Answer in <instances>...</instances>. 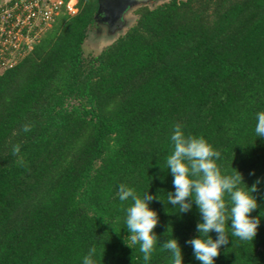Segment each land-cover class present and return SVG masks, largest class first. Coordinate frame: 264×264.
Segmentation results:
<instances>
[{
    "label": "trees",
    "instance_id": "1",
    "mask_svg": "<svg viewBox=\"0 0 264 264\" xmlns=\"http://www.w3.org/2000/svg\"><path fill=\"white\" fill-rule=\"evenodd\" d=\"M77 8L16 64L0 65V264H82L90 249L96 264H145L128 237L132 201L119 200L121 184L165 200L149 204L158 242L147 264H172L161 247L171 237L183 264H200L185 243L198 235L197 207L179 213L166 200L170 137L176 125L202 136L221 153L222 173L238 170L248 187L264 178V137L254 131L264 111V0L142 5L88 56L99 2ZM254 195L256 237H229L215 264H264V179Z\"/></svg>",
    "mask_w": 264,
    "mask_h": 264
},
{
    "label": "clouds",
    "instance_id": "2",
    "mask_svg": "<svg viewBox=\"0 0 264 264\" xmlns=\"http://www.w3.org/2000/svg\"><path fill=\"white\" fill-rule=\"evenodd\" d=\"M256 121V137H264V111L256 113ZM170 140L173 150L166 158V170L173 177L174 191L166 193L167 203L179 213L189 212L195 204L200 214L196 224L198 235L185 243L191 245L194 258L200 264H215L221 246L229 243V237L241 241H253L256 237L260 219L250 213L259 207L254 193L264 178L257 177L248 187L238 170L223 174L217 164L221 153L202 136L185 135L179 125L174 126ZM14 150L19 151V146ZM118 192L120 201H132L125 210V225L130 233L128 237L139 244L147 264L158 242L153 231L158 224V215L149 204L154 198H161L147 191L138 195L125 184L119 185ZM212 232L216 233L215 239L210 235ZM161 247L170 253L172 264H183L182 247L177 238H168ZM94 254L95 249H90L82 264H96Z\"/></svg>",
    "mask_w": 264,
    "mask_h": 264
},
{
    "label": "built area",
    "instance_id": "3",
    "mask_svg": "<svg viewBox=\"0 0 264 264\" xmlns=\"http://www.w3.org/2000/svg\"><path fill=\"white\" fill-rule=\"evenodd\" d=\"M78 0H10L0 6V65L11 67L32 50L62 11L77 12Z\"/></svg>",
    "mask_w": 264,
    "mask_h": 264
},
{
    "label": "water",
    "instance_id": "4",
    "mask_svg": "<svg viewBox=\"0 0 264 264\" xmlns=\"http://www.w3.org/2000/svg\"><path fill=\"white\" fill-rule=\"evenodd\" d=\"M152 0H98L99 8L96 14V23L105 21L109 31L114 32L126 24L127 12L139 5H146Z\"/></svg>",
    "mask_w": 264,
    "mask_h": 264
},
{
    "label": "rangeland",
    "instance_id": "5",
    "mask_svg": "<svg viewBox=\"0 0 264 264\" xmlns=\"http://www.w3.org/2000/svg\"><path fill=\"white\" fill-rule=\"evenodd\" d=\"M166 0H152L150 1L149 5H155L158 3H161ZM142 5L136 6L132 9H130L127 14L125 15L126 24L121 29H117L114 32H110L108 26H103L102 28H99L98 30V23H96L95 29H93L91 36L89 37V40L87 44L84 46L85 55L90 54H96L100 52L105 46H107L113 39H115L118 35L121 33H124L128 26L132 23L133 20L136 18L135 9L140 7ZM108 29V31H107ZM101 30H104L103 32H100Z\"/></svg>",
    "mask_w": 264,
    "mask_h": 264
},
{
    "label": "flooded vegetation",
    "instance_id": "6",
    "mask_svg": "<svg viewBox=\"0 0 264 264\" xmlns=\"http://www.w3.org/2000/svg\"><path fill=\"white\" fill-rule=\"evenodd\" d=\"M97 23H98V25H99V26L97 27L98 30H99V28H102L103 26H108L107 23H106L105 21H101V20H100V21H98ZM103 31H104V30H101L100 32H103ZM107 31H108V29H107ZM110 32H111V31H110Z\"/></svg>",
    "mask_w": 264,
    "mask_h": 264
},
{
    "label": "crops",
    "instance_id": "7",
    "mask_svg": "<svg viewBox=\"0 0 264 264\" xmlns=\"http://www.w3.org/2000/svg\"><path fill=\"white\" fill-rule=\"evenodd\" d=\"M8 1H10V0H0V6L3 5V4H5Z\"/></svg>",
    "mask_w": 264,
    "mask_h": 264
}]
</instances>
